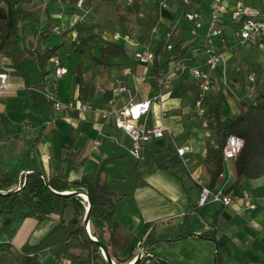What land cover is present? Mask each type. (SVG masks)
Instances as JSON below:
<instances>
[{
    "label": "crops",
    "instance_id": "1",
    "mask_svg": "<svg viewBox=\"0 0 264 264\" xmlns=\"http://www.w3.org/2000/svg\"><path fill=\"white\" fill-rule=\"evenodd\" d=\"M95 1L83 0L68 12V5L64 6L68 4L66 0H34L39 8L40 22L32 19L19 22L18 43L16 47L8 48L11 51L31 50L32 53L14 62L9 54L0 52V71L8 73L9 86L14 90L0 94V168L5 172L19 173L36 168L45 175H61L69 180L86 175L94 182H104L115 188L122 194L116 204L117 219L133 235L130 244L120 252L121 258H129L137 242L148 233L162 237L183 234L179 239L164 241L155 253L171 264H216L215 242L200 235L211 229L216 218L214 229L224 263L264 264V176L243 177L229 190L232 197L229 204L209 199L198 205L200 190L208 183L202 163L205 144L206 141L213 142V137L194 111L197 86L189 71L172 75L162 86V99L154 102L138 119V123L147 128L165 127L162 136L141 146L139 157L130 151L133 148L131 137L115 125V114L103 116L104 110H120L130 101L139 102L158 91L150 71L145 72L135 58L136 50L152 48L165 39V32L171 29L173 39L180 42L160 70L178 57L197 64L201 62V55L195 48L204 28L199 35L193 36L190 23L178 18L175 3L164 8L159 6V0H140V14L128 30L130 38L114 39L113 35L107 34L85 38L81 29L86 31L87 23L96 18L101 23L102 12ZM116 1L115 7L121 4L127 13L132 11L133 5H128L126 0ZM243 1L263 8L259 0ZM233 2L225 1L229 8ZM52 4L55 5L54 12L59 9L63 14L69 13L68 25L64 26V22V27L58 26L57 14L49 10ZM210 4L211 1L193 0L192 7L200 10L207 20L211 13ZM92 8L98 10L91 13ZM227 10L222 9V13L228 14ZM175 12H178L177 16ZM151 24L156 25L157 30L152 31L151 27L148 35L146 27ZM235 24L230 20L224 23L223 38L216 39V48L223 53L224 62L214 72V87L209 95L219 93L223 96L222 117L238 113L240 100H251L256 85L264 84V77L261 79L254 74L255 80L251 82L245 73L243 77L239 74L243 67L249 70L248 76L253 73L251 56L257 58L255 50L264 51V48L251 42L240 43L235 35ZM57 34L63 38L61 44H57ZM68 38L71 49H66L64 43ZM110 40L124 47L125 51L111 56L107 64L94 63L91 55L100 56ZM240 44L253 50V54H245L244 60L236 47ZM57 45L54 55L61 57L67 67V72L60 77L55 76L54 55L46 61L45 68L40 66L37 56V52H45ZM165 59L162 57L160 62L164 63ZM80 69L90 84L83 100L79 97L80 84L76 74ZM122 84L127 90L118 89ZM49 91H55L64 101L86 102L88 107L80 109L76 105L71 109L64 106L55 109L47 97ZM96 139L101 143L94 147ZM184 145L191 146L192 150L186 152L179 169L169 171L156 165L140 174L135 171L134 161L138 158H151L157 163L160 149L167 148L175 153L177 147ZM103 159H107L105 170L98 175L96 170ZM236 177V157L224 158L223 171L211 190H225ZM244 191L250 194L255 207L245 205ZM61 220L58 213L41 218L26 216L3 227L0 218V242L27 249L40 242ZM44 256L49 261H45L47 264L74 263L69 257L53 258L49 250Z\"/></svg>",
    "mask_w": 264,
    "mask_h": 264
},
{
    "label": "trees",
    "instance_id": "2",
    "mask_svg": "<svg viewBox=\"0 0 264 264\" xmlns=\"http://www.w3.org/2000/svg\"><path fill=\"white\" fill-rule=\"evenodd\" d=\"M68 1V12H72L80 0ZM197 1V0H195ZM122 22L130 18L121 4L116 5ZM192 8V6H189ZM141 3L136 0L132 7L133 21L140 14ZM175 16L178 12L174 13ZM32 19L40 22V12L34 0H0V52L9 54L14 62L20 61L26 55L32 53L30 50H9L16 47L18 35V23ZM226 20L224 23H226ZM239 24H235L237 28ZM173 51H166L165 39L153 45L156 54L166 57L164 63L155 59L150 67L152 81L156 84V76L160 68L167 64L168 58L174 53L179 40L171 38ZM57 46L48 48L45 52H37L38 61L45 68L46 61L50 59L58 49ZM124 47L113 41H107L104 52L100 56L91 55L96 64H107L113 55L123 53ZM35 52V51H34ZM80 84L81 100L90 84L83 77L82 69L76 72ZM178 85L175 86L177 89ZM174 88V89H175ZM175 94V91H172ZM46 99V97H43ZM240 111L228 117H222L220 110L223 105L221 94L208 95L206 104L208 108V128L211 130L213 142L206 141V153L202 159L208 176L207 186L213 187L223 171V146L229 134H236L243 140V146L236 157V179L225 189L228 193L235 187L243 177L255 178L264 176V84L256 85L255 94L251 100H240ZM73 155V153H71ZM107 160V159H106ZM105 159L101 160L97 173L104 172ZM183 163V157L177 152L171 153L167 148L158 151V161L155 163L151 158H138L134 161L135 171L140 174L145 169L160 166L163 169L173 171L179 169ZM57 190H67L73 186L87 189L92 198L91 228L103 235L109 251L118 262H124L128 257L121 258L120 252L131 242L132 233L128 231L117 219L116 204L122 196L117 190L104 182H94L90 177L84 175L80 179L69 180L68 178L55 175H45L43 179L37 171H31L24 181V173L18 171L5 172L0 168V218L3 227L11 224L14 220L33 216L41 218L51 213H58L62 217L60 223L47 233L40 242L27 248L18 249L10 242H0V264H47L43 254L49 250L53 258L60 259L69 257L76 264H103L99 246L87 236L81 225L86 200L80 195L60 196L54 194L45 184ZM73 211L72 216L66 218L68 208ZM217 219L211 223V229L200 234L211 238L215 242L216 264H226L220 252V241L215 234L214 225ZM2 229V228H1ZM183 234L172 237L155 236L148 233L141 241L144 249V257L137 264H171L167 259L155 253V250L168 239H179Z\"/></svg>",
    "mask_w": 264,
    "mask_h": 264
},
{
    "label": "built area",
    "instance_id": "3",
    "mask_svg": "<svg viewBox=\"0 0 264 264\" xmlns=\"http://www.w3.org/2000/svg\"><path fill=\"white\" fill-rule=\"evenodd\" d=\"M83 0H80L81 2ZM128 5H134L136 0H126ZM193 0H159L160 7H169L171 3H175L179 12V19L183 18L190 23V29L193 36L199 35V31L204 28L202 38L199 40L195 50L201 55V62L197 64H191L187 58L178 57L171 61L170 65L159 70L156 76V83L158 91L151 96L139 101H130L122 109L112 112L111 110H104L103 116L107 117L111 113L116 116L115 125L123 129L132 139L133 148L130 151L135 156H140L141 146L151 141L154 137H160L164 134V126H157L153 128H147L144 125L138 123V119L145 113H147L151 105L162 99L163 91L162 86L167 80L175 74H181L189 71L195 78L196 92L194 94V111L197 116L200 117L203 127L208 128V108L206 99L214 87V72L217 67L224 62V56L221 51L216 48V39L223 38V24L226 20H230L239 26L235 30V35L242 44L254 43L260 48H264V0H261L263 8H257L251 4L244 2L243 0H234L232 7L229 8L228 3L221 0H211V13L207 20H205L203 13L196 9L190 8ZM227 8V13H222V9ZM154 26L152 31H156ZM173 31L168 29L165 32L166 51H173V41L171 40ZM130 38V33H126L120 36L119 33L113 35L114 39L118 38ZM135 58L143 65L144 71L149 72L150 67L155 59L159 62L162 59L161 54H156L153 48L145 47L134 52ZM54 62V72L56 77L62 76L67 72V67L63 63L61 57L54 55L52 57ZM248 79L253 82L255 80L254 73L249 74ZM120 91L127 90L125 85L118 87ZM12 88L9 86L8 73L0 71V94L5 92H12ZM48 99L52 102L55 109L61 107L73 108L76 105L80 109H86L88 104L86 102H79L76 104L75 100L68 99L62 100L58 97L55 91H49L47 93ZM101 143L100 139L94 141V147H97ZM243 146V140L236 134H229L226 138L223 146L222 154L224 158L234 157L241 150ZM192 150L191 146L184 145L176 148V152L184 158L187 151ZM206 152V149H205ZM209 199L220 201L224 204H229L232 201V197L229 193L223 191L213 192L207 185H203L198 199V205L205 204ZM243 199L246 206L251 208L255 207L256 203L251 200V196L248 192H243ZM137 251H142V241H138L133 254ZM93 264H96L93 262Z\"/></svg>",
    "mask_w": 264,
    "mask_h": 264
},
{
    "label": "rangeland",
    "instance_id": "4",
    "mask_svg": "<svg viewBox=\"0 0 264 264\" xmlns=\"http://www.w3.org/2000/svg\"><path fill=\"white\" fill-rule=\"evenodd\" d=\"M200 1L205 2V1H211V0H200ZM221 1L225 2L227 0H221ZM259 1L261 2V0H259ZM95 2L97 4V8L100 9L99 12H102V14L100 15L101 23H98L99 22L98 18H96V20H94V21L91 20V22L86 24V31L84 29H81L82 30V36L86 38L88 36L89 37H93L96 34L97 35L99 34V35L103 36V35H106V34L107 35H114L115 33H119L120 36L125 35L128 32V30H129V28L131 26V23H132V21L134 19V14L129 11L127 13V15L130 18L129 22L128 21L122 22L120 20V13L115 7V4L117 2L116 0H96ZM67 5L68 4H65L64 6H67ZM93 5H94V3H93ZM54 6L55 5L52 4L49 7V10L54 12ZM50 8H52V10ZM97 8L96 9L92 8L91 9V13L96 12V10H98ZM54 14L55 15L57 14L56 18H55V21L58 23L59 27L63 26L64 22L66 23V24L64 23V26L68 25V23L70 22L71 17L69 15V13L68 14H63L58 9L57 11L55 10ZM141 19L142 18L139 17V20H141ZM182 21L187 22L185 19H183ZM34 24H36V23L34 22ZM154 26L156 27V25L151 24L150 26L146 27V33L148 35L151 33V27H154ZM157 26L159 27L158 24H157ZM55 37L58 39L57 44H61V42L63 41V38L59 34L55 35ZM121 38L122 37H120L119 39H121ZM64 43H66V45H67L66 49H71L72 44H71L69 38ZM236 47H237V50H238V54L240 55L241 58H243V60H244L245 54L247 52H250L249 54H253V50L248 49V48L244 47L241 44H240V46L236 45ZM255 52L257 53V58H253L251 56V59L253 60V62H251L252 63L251 64L252 65V69H253L252 71L257 77L262 79L264 77V58L262 60V55L264 56V51L257 49V50H255ZM239 68H240V66H239ZM248 71L249 70L247 69V67L246 68L243 67L239 74L243 77L244 76L243 73H245V76L248 78V75H247ZM72 214H73V211L69 207L67 209V212H66V218L72 216ZM44 261L49 263V261L47 260V257L44 258ZM73 264H76V262H74Z\"/></svg>",
    "mask_w": 264,
    "mask_h": 264
},
{
    "label": "water",
    "instance_id": "5",
    "mask_svg": "<svg viewBox=\"0 0 264 264\" xmlns=\"http://www.w3.org/2000/svg\"><path fill=\"white\" fill-rule=\"evenodd\" d=\"M33 170L37 171L38 174L43 179H45L44 173H42L40 170L36 168H31V169L24 170V181L25 182L27 180L28 173ZM45 184L56 195H60V196L80 195L86 200V203L84 206V213L81 218V225L84 227L89 239L98 244L99 254H100L103 264H137L144 257V254L142 251H137L136 253L132 254L127 259L126 262H118L112 256V254L109 251L108 245L106 241L104 240L103 235L100 233H97L96 230L91 228L90 216H91V208H92L93 201L87 189H81L80 186H73L67 190H57V189L52 188L47 181H45Z\"/></svg>",
    "mask_w": 264,
    "mask_h": 264
}]
</instances>
